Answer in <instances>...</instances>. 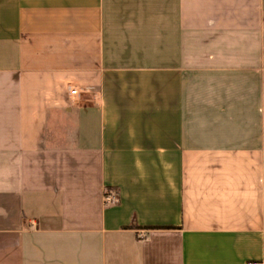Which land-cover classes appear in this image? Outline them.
I'll use <instances>...</instances> for the list:
<instances>
[{
	"label": "crops",
	"instance_id": "crops-1",
	"mask_svg": "<svg viewBox=\"0 0 264 264\" xmlns=\"http://www.w3.org/2000/svg\"><path fill=\"white\" fill-rule=\"evenodd\" d=\"M248 262L264 0H0V264Z\"/></svg>",
	"mask_w": 264,
	"mask_h": 264
},
{
	"label": "built area",
	"instance_id": "built-area-1",
	"mask_svg": "<svg viewBox=\"0 0 264 264\" xmlns=\"http://www.w3.org/2000/svg\"><path fill=\"white\" fill-rule=\"evenodd\" d=\"M81 95V92L77 89H73L71 90V96L73 97H79ZM115 201V197L113 195H107L105 197V202L108 204V203H113ZM246 264H259L257 262H248Z\"/></svg>",
	"mask_w": 264,
	"mask_h": 264
}]
</instances>
